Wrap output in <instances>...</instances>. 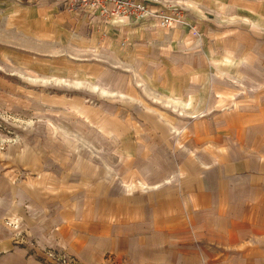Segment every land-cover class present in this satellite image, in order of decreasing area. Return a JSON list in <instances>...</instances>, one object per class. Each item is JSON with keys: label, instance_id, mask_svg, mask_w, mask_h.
I'll return each mask as SVG.
<instances>
[{"label": "rangeland", "instance_id": "obj_1", "mask_svg": "<svg viewBox=\"0 0 264 264\" xmlns=\"http://www.w3.org/2000/svg\"><path fill=\"white\" fill-rule=\"evenodd\" d=\"M65 2L0 0V264H264V0Z\"/></svg>", "mask_w": 264, "mask_h": 264}, {"label": "built area", "instance_id": "obj_2", "mask_svg": "<svg viewBox=\"0 0 264 264\" xmlns=\"http://www.w3.org/2000/svg\"><path fill=\"white\" fill-rule=\"evenodd\" d=\"M153 3V0H66L65 7L69 11L87 14L93 20L116 25L137 23L140 26L169 27V17L160 9L154 10ZM50 257L60 264L77 262L66 255L60 258L50 254Z\"/></svg>", "mask_w": 264, "mask_h": 264}, {"label": "bare ground", "instance_id": "obj_3", "mask_svg": "<svg viewBox=\"0 0 264 264\" xmlns=\"http://www.w3.org/2000/svg\"><path fill=\"white\" fill-rule=\"evenodd\" d=\"M228 62L229 66L232 67L233 65H236L235 61L231 59L230 57L226 59ZM174 103H178L179 99H171ZM9 251L4 248V250H1L0 253H5L7 254Z\"/></svg>", "mask_w": 264, "mask_h": 264}]
</instances>
